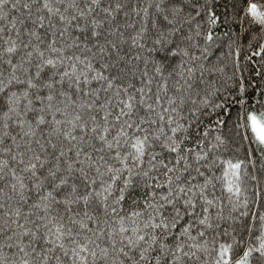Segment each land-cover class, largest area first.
Instances as JSON below:
<instances>
[{
    "label": "snow or ice",
    "instance_id": "snow-or-ice-1",
    "mask_svg": "<svg viewBox=\"0 0 264 264\" xmlns=\"http://www.w3.org/2000/svg\"><path fill=\"white\" fill-rule=\"evenodd\" d=\"M0 264H264V0H0Z\"/></svg>",
    "mask_w": 264,
    "mask_h": 264
}]
</instances>
